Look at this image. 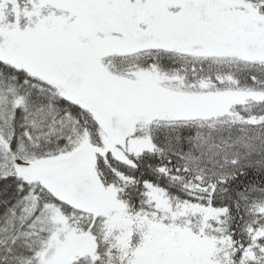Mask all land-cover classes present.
Wrapping results in <instances>:
<instances>
[{"label":"snow or ice","instance_id":"6c2138e0","mask_svg":"<svg viewBox=\"0 0 264 264\" xmlns=\"http://www.w3.org/2000/svg\"><path fill=\"white\" fill-rule=\"evenodd\" d=\"M0 264H264V0H0Z\"/></svg>","mask_w":264,"mask_h":264}]
</instances>
